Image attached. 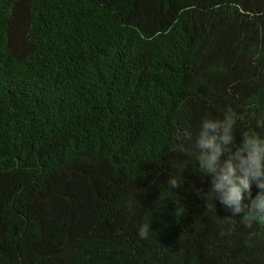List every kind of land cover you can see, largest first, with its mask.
<instances>
[{
    "label": "trees",
    "instance_id": "trees-1",
    "mask_svg": "<svg viewBox=\"0 0 264 264\" xmlns=\"http://www.w3.org/2000/svg\"><path fill=\"white\" fill-rule=\"evenodd\" d=\"M227 109L264 134V0H0V264H264L186 155Z\"/></svg>",
    "mask_w": 264,
    "mask_h": 264
},
{
    "label": "clouds",
    "instance_id": "clouds-1",
    "mask_svg": "<svg viewBox=\"0 0 264 264\" xmlns=\"http://www.w3.org/2000/svg\"><path fill=\"white\" fill-rule=\"evenodd\" d=\"M237 119L230 109L219 117L205 116L193 133L183 134L188 141L186 155L196 161L201 180L209 178L203 198L238 217L245 227L264 226V134L255 130L237 134ZM257 127H264L259 122ZM167 185L176 189L181 183L169 176ZM253 186L257 189L253 194ZM200 190H198L199 192ZM150 225H141L138 235L146 238Z\"/></svg>",
    "mask_w": 264,
    "mask_h": 264
}]
</instances>
